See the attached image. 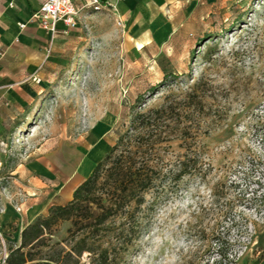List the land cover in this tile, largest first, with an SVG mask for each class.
Instances as JSON below:
<instances>
[{"label":"rangeland","instance_id":"obj_1","mask_svg":"<svg viewBox=\"0 0 264 264\" xmlns=\"http://www.w3.org/2000/svg\"><path fill=\"white\" fill-rule=\"evenodd\" d=\"M120 1L88 9L76 29L43 47L42 75L27 79L39 88L30 109L0 134V214L37 198L34 223L50 204L68 203L127 133L156 171L155 185L137 212L140 232L111 252L110 264H264V0H228L193 36L137 27ZM156 110L152 125L126 131L135 113ZM67 151L72 161L98 155L79 176L63 164ZM43 156L53 161L50 175L36 174L47 189L30 184L26 170ZM70 228L69 220L52 227L41 256L68 251ZM20 232L0 228V264Z\"/></svg>","mask_w":264,"mask_h":264},{"label":"trees","instance_id":"obj_2","mask_svg":"<svg viewBox=\"0 0 264 264\" xmlns=\"http://www.w3.org/2000/svg\"><path fill=\"white\" fill-rule=\"evenodd\" d=\"M161 113L159 110L135 113L126 131L152 125L156 118L151 114L161 118ZM135 123L138 124L134 126ZM125 134L119 135L110 151L73 190L68 203L49 207L45 216L21 230L20 244L8 249L4 264H68L73 256L80 258L85 252L94 256L91 264L113 262L111 252L140 232L137 212L145 202V194L154 189L156 176L144 158L143 147L131 144ZM103 175H106L103 183L97 186ZM117 218L124 221L111 231L110 223ZM68 220L69 237L74 241L69 250L52 252L48 258L41 256L44 235L58 222Z\"/></svg>","mask_w":264,"mask_h":264},{"label":"crops","instance_id":"obj_3","mask_svg":"<svg viewBox=\"0 0 264 264\" xmlns=\"http://www.w3.org/2000/svg\"><path fill=\"white\" fill-rule=\"evenodd\" d=\"M44 1L0 0V134L6 125L13 123L17 115H22L30 109L29 105L31 106L33 102L32 95H35L39 89L36 84L30 83L28 80L42 75L39 72V65L42 62L41 52L50 36L29 20ZM81 1L78 0V2ZM109 1L116 2V0ZM227 1L121 0L117 4L124 15L129 10H133L134 22L137 27L150 22L153 27L161 25L168 29L173 28L174 31H179L184 36H193L198 34L197 30H199L200 24L208 18L209 14L214 12L218 6L225 5ZM82 16H85V12L82 13ZM21 25L24 26L21 27ZM69 153L67 151L66 158L63 156V164L67 161L69 168L72 162V165L76 166L79 176L83 175L94 162L88 155L87 157L74 155L72 161ZM52 164L53 161L45 156L32 158L26 169L29 175V183L33 185L39 183L41 185L39 189H47L46 181L44 180L45 182L42 183V177H37L36 174L43 177L50 175ZM94 166L84 179L88 177ZM69 186L70 184H66V187ZM73 190L71 191V199ZM53 205V203L50 204L47 209ZM37 206V198L22 203L20 213H16L14 209L12 210L7 206L0 214V228L15 225L22 230L31 224V220L41 212L40 208H36Z\"/></svg>","mask_w":264,"mask_h":264},{"label":"built area","instance_id":"obj_4","mask_svg":"<svg viewBox=\"0 0 264 264\" xmlns=\"http://www.w3.org/2000/svg\"><path fill=\"white\" fill-rule=\"evenodd\" d=\"M104 0H45L39 9L35 11L29 22L35 23L43 29L50 37L57 34H66L76 29L82 19V13L88 9L100 11ZM24 25H21L23 27ZM34 82L39 80L33 77ZM1 166V164H0ZM15 210L20 212V208Z\"/></svg>","mask_w":264,"mask_h":264},{"label":"bare ground","instance_id":"obj_5","mask_svg":"<svg viewBox=\"0 0 264 264\" xmlns=\"http://www.w3.org/2000/svg\"><path fill=\"white\" fill-rule=\"evenodd\" d=\"M137 45H138V47H141L140 44H137ZM97 155H98V153H96V154H95V153H92V155H90V158H91L92 160H95V158H96ZM92 160H91V161H92ZM65 189H68V187H66Z\"/></svg>","mask_w":264,"mask_h":264}]
</instances>
